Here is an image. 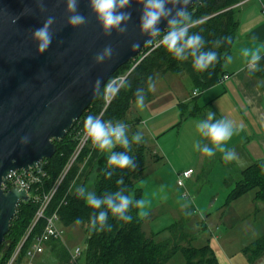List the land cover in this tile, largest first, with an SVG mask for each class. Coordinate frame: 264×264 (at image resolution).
Returning a JSON list of instances; mask_svg holds the SVG:
<instances>
[{
  "label": "trees",
  "instance_id": "16d2710c",
  "mask_svg": "<svg viewBox=\"0 0 264 264\" xmlns=\"http://www.w3.org/2000/svg\"><path fill=\"white\" fill-rule=\"evenodd\" d=\"M239 2L241 1L196 0L193 6L187 10L191 21H195L194 25L189 28V32L199 33L202 36L204 40L203 50L217 52V61L214 66L203 72L194 71L190 57L187 60L175 59L159 45L133 69L126 80L128 87H120L103 115H101L104 106V90H102L101 94L83 112L80 118L75 121L66 136L58 142L55 141L57 151L51 159H47L45 168L48 176L44 179V189L49 190L68 165L78 145V134L84 132L83 122L87 115L91 114L98 117L101 115V119L104 121H111L113 123L119 121L125 123L128 127L130 125L134 127L138 122L129 119L128 113L135 102V90L137 88L144 89L145 100H149L152 94L149 84L153 85L159 74L162 75L168 71H172L178 75L189 74L195 85L203 90L220 82L225 75L223 70L225 58L229 55L236 36L239 14V9L236 5ZM224 38H228L229 42L224 43ZM217 41H220L218 46ZM151 43L152 41L148 45ZM139 59L129 61L113 77L127 73ZM259 64L264 65V57L261 58ZM149 78H151V81H149ZM186 113L189 116L195 115L200 117L203 114L202 108H196L188 112L185 107L182 110V114L185 115ZM88 143L90 145L82 150L79 157L67 170L47 211L48 214L57 211L60 215V222L65 227L71 226L79 219L87 234L86 248L80 259L74 260L69 250L61 241L49 243L51 249L55 251L58 264H77L78 262L80 264H169L171 258L178 252L184 255V264H218L216 253L210 244L194 247L192 245V236L185 230L186 220L195 209L186 211L178 221L168 227L170 236L165 240H157L156 235L158 233L147 234L143 226L145 217L139 215L138 209L131 208L129 214L132 215L133 219L130 223L117 220L109 213L107 225L110 227L106 230H89V216L98 210L86 206L83 199L76 195V192H71V186L76 180L86 156L91 151L90 140ZM113 151L125 150L117 146ZM126 151L129 156L134 157L135 169H110L107 165L106 157L101 162L99 161L100 159L98 160L100 166L93 191L98 196L122 188L126 195H131L134 199H141L142 192L137 186V182L146 169V158L151 152L143 140L138 145L135 143L130 144ZM154 157L155 159L158 158L157 154ZM208 158L211 164L208 163L206 165L208 167V169L206 167L207 171L218 160L219 154L216 152L212 157ZM261 164H264V161L248 166L238 176L236 175L234 178H231V182L235 183L236 186L229 194L228 201L236 199L246 192L254 191L256 206L258 207L261 203L264 204V171H261ZM107 171L112 172L110 177L105 175ZM233 173L236 174L232 170ZM117 180H122V183L117 184ZM37 210L38 205L32 201L20 203L17 214L13 218L10 230L6 235V240L0 246V264L8 262L30 227ZM42 221L38 222L25 242L19 259L26 257L34 238L42 230ZM243 250L248 255L250 261L262 256L264 254V234L245 246Z\"/></svg>",
  "mask_w": 264,
  "mask_h": 264
},
{
  "label": "water",
  "instance_id": "95a60500",
  "mask_svg": "<svg viewBox=\"0 0 264 264\" xmlns=\"http://www.w3.org/2000/svg\"><path fill=\"white\" fill-rule=\"evenodd\" d=\"M195 1L169 6L187 11ZM141 7L132 0L126 31L105 35L87 0H78V12L85 17L78 27L67 24L65 0H0V245L18 205L29 201L25 190L5 192L4 178L52 158L55 141L66 136L109 78L154 39L139 30ZM48 17L53 18L52 41L38 53L32 32ZM158 27L166 30L167 22ZM133 43L139 46L132 48ZM105 46H111V58L95 63L94 56Z\"/></svg>",
  "mask_w": 264,
  "mask_h": 264
},
{
  "label": "rangeland",
  "instance_id": "374dc122",
  "mask_svg": "<svg viewBox=\"0 0 264 264\" xmlns=\"http://www.w3.org/2000/svg\"><path fill=\"white\" fill-rule=\"evenodd\" d=\"M159 45V37H154L152 43L137 59ZM158 77L160 78L152 89L150 101L145 100L142 110L137 108L134 102L128 113L129 119L141 118L140 123L134 126L135 129L128 128L129 136L140 131L151 152L146 158V169L137 182L142 192L141 199L147 201L143 211L146 213L148 209L152 210L151 215L144 221L145 232L158 233L157 240L166 239L170 236L168 227L176 220V216L180 218L185 212L183 210L184 212L177 215L178 210L192 206L195 213L187 218L185 230L192 236L194 247H202L217 238L222 264H225V258L231 264H255L254 260L250 261L244 253L243 244L264 233V210L254 213L251 206L254 191L228 201L229 194L236 186L231 182V178L236 174H230L219 160L207 171L208 167H204L205 155L193 149V144L197 142L195 125L200 119L191 118L187 113L184 117L181 116L179 101L194 98L199 104H205L208 94L205 95V91L196 86L187 73L178 75L168 71ZM194 92L197 94L194 95ZM108 154L104 151L99 161L105 159ZM156 154L161 158L155 159ZM99 161L87 174L84 185L86 191H94ZM189 166L195 173L192 178L185 180L184 187H180L177 184L178 174ZM184 193L187 194L186 197L183 196ZM59 228L62 240L56 241L65 243L70 250L80 247L84 252L87 234L80 223L68 227L61 224ZM184 263L185 258L181 252L176 253L169 261V264Z\"/></svg>",
  "mask_w": 264,
  "mask_h": 264
},
{
  "label": "clouds",
  "instance_id": "9594fccd",
  "mask_svg": "<svg viewBox=\"0 0 264 264\" xmlns=\"http://www.w3.org/2000/svg\"><path fill=\"white\" fill-rule=\"evenodd\" d=\"M87 2L90 12L95 15L105 35H111L113 31L121 34L126 31V25L131 17V13L127 9L132 0H87ZM138 2L142 5L138 21L142 35L159 37V44L175 59L187 60L190 57L194 71L203 72L215 65L217 52L203 50L204 40L202 36L199 33L189 32L192 21L185 7L173 8L169 6L171 4L186 6L189 0H138ZM65 10L69 14L67 19L69 26L78 27L85 23V17L78 12V0H65ZM162 20L167 22V28L164 31L158 27ZM52 24L53 18L48 17L39 28L32 32L38 53H43L51 44L52 35L49 29ZM223 42L228 43V38H224ZM216 43L218 46L220 41ZM138 46V44L133 43L131 47L136 48ZM262 49H264V45L241 50L249 71L257 68L258 62L261 60ZM112 52L111 46H105L94 56L95 63L100 64L110 59ZM225 59L226 62L230 63L232 58L227 56ZM96 83L98 85L99 81ZM119 87H128V84L124 81L118 87L114 86L112 91L117 92ZM149 87H152L151 83ZM134 96L136 107L142 110L145 106L144 89L137 88ZM213 117L214 114L209 111L205 119L196 123V131L202 140H206L208 143L197 141L193 144V149L208 157H212L219 151L222 153L223 161H233L236 159L234 152L231 149H226L224 144L231 139L234 133H238L239 129L234 128L233 123L228 119L214 120ZM144 123L146 124L147 121ZM83 131L97 150L109 153L106 161L110 169H135L134 157L129 156L126 150L130 144L138 145L142 142L143 136L140 131L129 137L128 126L125 123L104 121L91 114L84 119ZM117 146L125 151H113ZM260 168L261 171H264V164H261ZM105 175L110 177L112 172L107 171ZM121 183L122 180H117V184ZM75 192L79 198L83 199L86 206L98 210L89 216V230H106L110 227L107 225L109 213L117 220L125 223H130L133 219L132 215L129 214L130 208L141 210L140 216L146 214L143 209H145L147 201L126 195L122 188L114 192H106L100 196L93 191H86L82 186L77 187ZM76 223L79 224L80 220L77 219Z\"/></svg>",
  "mask_w": 264,
  "mask_h": 264
},
{
  "label": "crops",
  "instance_id": "0c3cea01",
  "mask_svg": "<svg viewBox=\"0 0 264 264\" xmlns=\"http://www.w3.org/2000/svg\"><path fill=\"white\" fill-rule=\"evenodd\" d=\"M262 1L264 2V0ZM238 9V27L234 42L232 44V48L228 55L231 56L232 59L230 63L226 62L225 59L223 64V70L225 72V75H227L228 77L223 79V76L220 82L204 90V94H208L207 102L205 104H199L194 98L193 100L187 99L185 101L178 102V105H180L181 108L182 117L185 116L182 114V110L185 107L187 108L188 112L196 108H202L203 114L201 117L195 115H190V117L202 120L205 119L208 115V112L211 111L214 114V120L220 118L228 119L233 123L234 128L239 129V132L234 133L231 139L224 144V147L226 149H231L234 152L236 159L230 162H225L221 158L222 153L217 151L219 154L218 160L225 166L226 169L229 170V173H232L233 170L236 172L237 176L248 166L257 162L264 161V127H262V124H264V65H260L258 62L257 68L255 70L249 71L245 63V58L241 54V50L243 48L251 49L264 45V16L262 14V8L259 2L256 1H248L241 6H238ZM262 57H264V49H262L261 58ZM159 78L160 77H158L156 82L152 85L151 93L153 87L159 81ZM187 116L189 115L187 114ZM132 120H136L138 123H140L141 118L135 117ZM130 127L133 126L130 125L128 128ZM195 137L197 141L208 143V141L202 140V138L199 136V133L197 132ZM143 141L145 142V138H143ZM103 152L104 151L102 150H97L94 146L91 147V151L86 156L78 173V176L71 186L72 193H75L77 187H84L87 174L95 168L96 163ZM158 157L161 158L160 156ZM209 161L210 160L208 156L205 155L204 167H206V165L210 163ZM188 169L193 168L189 166L186 168V170ZM98 171L99 170L97 169V173ZM193 174L190 178L193 177ZM254 198L255 192L252 195L251 206L253 207L255 214L260 213L262 210H264V204L261 203L257 207ZM190 209L195 208L192 206L190 208L189 206H186L181 210L179 209L177 215H180V213L184 211L186 212ZM151 213L152 210L148 209L144 216L145 219L148 218ZM184 213L181 214V217ZM194 213L195 210L191 215H193ZM176 217L177 218L173 221V223L181 218H179V216ZM216 240H210L208 244H210V246L216 253L218 264H222V254L219 251L220 249L218 248ZM254 240L246 242L243 245L247 246ZM63 245H65L69 252L72 254L75 248L73 250H70L65 243H63ZM263 256L264 254L255 259V264H264ZM224 258L225 257H223V259ZM58 263L59 262L56 257L55 251H53L51 249V246L48 244L44 253L36 255L32 259H29L27 257L20 258L16 264ZM224 263L231 264L226 260V258L224 259Z\"/></svg>",
  "mask_w": 264,
  "mask_h": 264
},
{
  "label": "built area",
  "instance_id": "2783aa9c",
  "mask_svg": "<svg viewBox=\"0 0 264 264\" xmlns=\"http://www.w3.org/2000/svg\"><path fill=\"white\" fill-rule=\"evenodd\" d=\"M248 1H250V0L241 1L236 6H241L242 4H244ZM258 1L260 3V6L262 8V14L264 16V2L262 0H258ZM148 54L149 53L143 55L142 58H144ZM137 57L134 58V60H136ZM141 59L138 60L135 63V65L128 70L127 73H125V74L122 73L123 75L116 76L108 84L107 93L105 96L104 106H103V110L101 112V115L104 114V112L107 110V108L109 107V105L113 99L114 94L111 93L112 88L119 81H126L127 78L129 77V75L131 74V72L133 71V69L139 64ZM227 77H228L227 75H224L223 79L227 78ZM196 94L197 93L194 92V95H196ZM101 115L99 116V118H101ZM88 141H89V138L86 136L85 139H83L78 144L77 148L75 149V152L73 153V156L71 157V159H70V161L66 167V172L70 168V166L73 164V162H75L76 159L79 157L82 150L89 144ZM193 173H194L193 169H188V170H185V171L179 173L178 174V181H177L178 186L184 187L185 180L189 179ZM45 175H46V169L44 167V163H42V165H40L38 167V169H31L28 172H13L8 177L9 182L13 187H19L20 189L26 190L28 192L29 201H32L33 203L37 204L38 210L36 212V215H35L32 223L30 224V227L28 228L27 232L25 233L22 241L16 247L15 251L13 252V254L11 255L10 259L8 260V262L6 264H16L17 263L20 255H21V252H22V249H23L25 242L28 240V238L30 237L34 228L36 227L38 222L41 220H43L42 221L43 222L42 230L34 238L33 243L31 244L29 250L27 251V254H26L27 258L32 259L36 255L44 253L46 246L50 242L56 241V240H62V232H61V229L59 228V225H61L59 213L58 212H52V213L48 214L47 211H48V207L50 205L51 198H52L55 190L59 186V181L62 180L64 176H61L59 178V180H57L55 182V184L52 186V189L47 191V190L43 189V185H42V182H43L42 177H44ZM183 196L186 197L187 194L184 193ZM82 253L83 252L80 249V247H75V249L71 255H72L73 259L75 260V259H79L80 257H82V255H83Z\"/></svg>",
  "mask_w": 264,
  "mask_h": 264
},
{
  "label": "bare ground",
  "instance_id": "6f19581e",
  "mask_svg": "<svg viewBox=\"0 0 264 264\" xmlns=\"http://www.w3.org/2000/svg\"><path fill=\"white\" fill-rule=\"evenodd\" d=\"M145 47H146V46H145ZM145 47H144V48H145ZM144 48H143V49H144ZM143 49H142V50H143ZM140 53H142V51H141ZM140 53H139V54H140ZM139 54H138V55H139ZM141 58H142V57H141ZM141 58H140V59H141ZM140 59H139V60H140ZM142 59H143V58H142ZM142 59H141V60H142ZM131 60H134V59H131ZM131 60H130V61H131ZM120 75H123V74H120ZM117 76H118V75H117ZM115 77H116V76L113 77V75H112V76L109 78V80L105 83V85H104V87H103V89H102V90H104V101H105V96H106V93H107V87H108V84H109V83H110ZM122 82H124V81H119L115 86L118 87ZM119 89H120V87L118 88V90H119ZM101 92H102V91H101ZM111 93L114 94V96H113V99H114V97H115V95H116L117 92L114 93V92L111 90ZM100 94H101V93H100ZM113 99H112V100H113ZM111 102H112V101H111ZM79 118H80V117H79ZM76 121H77V120H76ZM74 123H75V122H74ZM73 125H74V124H73ZM72 127H73V126H72ZM72 127H71V128H72ZM70 130H71V129H70ZM70 130H69V131H70ZM69 131H68V132H69ZM68 132H67V133H68ZM85 137H86L85 133H84V132H80V133L78 134V144H79L83 139H85ZM77 146H78V145H77ZM50 159H51V158H50ZM41 162L44 163V167H46V165H47V159H44V160H42ZM41 162H40L38 165L34 166V167H30L28 170H25V169H19V170L11 171V172H10V173L4 178V182L2 183V189H3L5 192H8V191H10L12 188H15V187H13V186L10 184L9 179H8V177H9V175H10L11 173H13V172H28V171H30L31 169H38V167H39L40 165H42ZM66 167H67V166H66ZM45 169H46V168H45ZM65 172H66V168H65V170L63 171V173L60 175V177H61V176H65V174H66ZM47 176H48V172H47V170H46V175H45L44 177H42V180H43V182H42L43 189H44V179L47 178ZM60 177H59V178H60ZM59 178H58V180H59ZM63 178H64V177H63ZM62 180H63V179H62ZM62 180L59 181V185H60V183H61ZM58 187H59V186H58ZM58 187H57V189H58ZM17 188H19V187H17ZM19 189H20V188H19ZM51 189H52V187H51L49 190H51ZM57 189L55 190V192H54V194H53V196H52V198H51V201H52V199H53V197H54V195H55ZM21 190H22V189H21ZM25 191H26V190H25ZM47 191H48V190H47ZM26 192H27V191H26ZM27 193H28V192H27ZM28 195H29V194H28ZM51 201H50V203H51ZM20 203H21V202H20ZM19 205H20V204H19ZM19 205H18V206H19ZM49 206H50V205H49ZM48 208H49V207H48ZM17 209H18V208H17ZM54 212H57V211H54ZM2 244H3V243H2ZM2 244H1V245H2ZM1 245H0V246H1Z\"/></svg>",
  "mask_w": 264,
  "mask_h": 264
}]
</instances>
